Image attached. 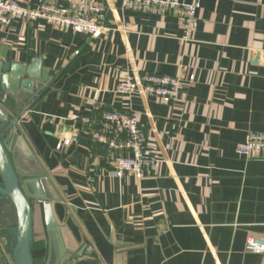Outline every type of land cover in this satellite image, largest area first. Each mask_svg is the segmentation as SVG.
Returning a JSON list of instances; mask_svg holds the SVG:
<instances>
[{"label":"crops","instance_id":"0c3cea01","mask_svg":"<svg viewBox=\"0 0 264 264\" xmlns=\"http://www.w3.org/2000/svg\"><path fill=\"white\" fill-rule=\"evenodd\" d=\"M13 1L34 9L40 0ZM88 1L106 8L95 39L44 21L0 26V62L51 73L17 112L0 105L8 119L0 126L13 122L3 142L25 173L20 181L38 182L59 225L58 239L44 202L30 199L34 264H264V254L246 250L248 238L264 240V159L236 152L264 133V0H158L199 3L187 42L174 16ZM122 72L178 77L177 100L116 94ZM94 103L138 112L159 158L151 175H114L80 121ZM0 253L13 264L5 228Z\"/></svg>","mask_w":264,"mask_h":264},{"label":"built area","instance_id":"2783aa9c","mask_svg":"<svg viewBox=\"0 0 264 264\" xmlns=\"http://www.w3.org/2000/svg\"><path fill=\"white\" fill-rule=\"evenodd\" d=\"M199 7V3L182 5L171 1L122 0L123 10L155 13L164 17L174 16L185 42L190 40L191 34L198 27L196 13ZM105 17V6L88 0H40L34 9L22 8L13 0H0L2 27H9L16 19L44 21L57 29L95 39L105 31ZM122 31H128V27H122ZM120 75L121 80L115 93L126 98L149 96L160 103L169 104L177 100L181 89V80L178 77L153 74L132 79L125 72ZM190 81H193V77ZM91 113L80 121L91 141L107 151L114 175L118 178L133 176L137 180L151 175L159 158L149 147L148 136L141 128L138 112L101 110L100 105L94 103ZM76 141L75 139L74 142ZM68 144L69 140L63 142L64 146ZM236 152L246 159H264V133L249 134L246 142L239 145ZM246 250L264 254V240L248 238Z\"/></svg>","mask_w":264,"mask_h":264},{"label":"water","instance_id":"95a60500","mask_svg":"<svg viewBox=\"0 0 264 264\" xmlns=\"http://www.w3.org/2000/svg\"><path fill=\"white\" fill-rule=\"evenodd\" d=\"M38 74L33 67H18L9 62H0V105L9 107L14 104V111H18L24 103L31 102V97L42 87L50 77ZM7 117L0 107V124L7 122ZM13 122L4 127L0 126V232L9 230L11 259L13 264H34L31 248L33 233V209L30 199L35 198L44 202V216L48 231L59 239V225L56 222L49 200L34 189V180L20 181L21 170L18 161L11 154L10 149L3 142L9 133ZM32 191V192H31ZM14 209V218H10L8 208ZM8 216V217H7ZM7 220L4 226L3 221ZM64 247L57 261H61ZM61 257V258H60ZM0 264H6L0 253Z\"/></svg>","mask_w":264,"mask_h":264}]
</instances>
